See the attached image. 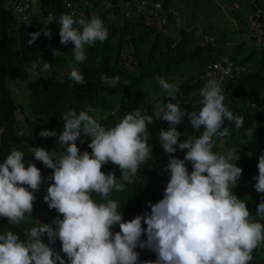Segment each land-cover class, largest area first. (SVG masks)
Here are the masks:
<instances>
[{
    "label": "clouds",
    "instance_id": "1",
    "mask_svg": "<svg viewBox=\"0 0 264 264\" xmlns=\"http://www.w3.org/2000/svg\"><path fill=\"white\" fill-rule=\"evenodd\" d=\"M26 12L24 19L30 17ZM58 24L60 43L74 44V59L81 63L87 56L86 46L103 43L109 36L98 16L77 20L63 14ZM41 34L52 35L45 30L31 33L28 44ZM42 63L41 71L51 69L48 62ZM37 66L32 63L33 69ZM69 79L85 83L84 75L75 68ZM156 79L170 100L156 103L152 114L137 109L114 126H106L88 111L77 114L69 110L62 114L64 128L59 135L55 129L41 131L42 138L57 137L62 149L55 156L43 147L30 149L35 160L52 170L51 175L43 176L32 161L26 166L24 153L16 149L0 162V219L11 225L27 222L33 217L37 193L48 182L43 200L49 210L58 213L51 225L37 223L25 228L24 239L12 230L0 232V264H264V223L260 222L264 220V195L256 207L260 218L256 220L246 201L233 192L244 171L233 162L236 149L214 151V137L229 135L226 120L240 130L244 118L226 106L217 79H208L200 89L202 108L198 113L181 108L177 85L162 77ZM100 80L115 88L120 76L101 75ZM185 117L200 135L181 142L185 133L177 128ZM155 120L168 125L158 133L159 146L170 155L178 147L184 156L170 158L165 169L169 179L162 195L154 203L148 202L150 212L125 220L119 210L134 197L133 191L119 194V199L110 196L114 191H126L140 167L153 158L149 125ZM88 137L91 152H82L77 141L84 144ZM109 163L118 166L119 178L115 171H102ZM257 168L254 189L264 194V154L259 155ZM43 215L41 211L40 218ZM45 236L48 243L43 242Z\"/></svg>",
    "mask_w": 264,
    "mask_h": 264
},
{
    "label": "trees",
    "instance_id": "2",
    "mask_svg": "<svg viewBox=\"0 0 264 264\" xmlns=\"http://www.w3.org/2000/svg\"><path fill=\"white\" fill-rule=\"evenodd\" d=\"M34 2L38 7L36 11L32 6ZM244 2L0 0V162L16 149L24 153L26 166L28 161L36 163L42 175L47 177L52 170L35 160L30 149L43 147L53 156L62 151L57 137L42 138L39 134L55 129L59 135L64 128L63 113L88 111L106 126H114L124 115L137 109L142 114L144 111L152 114L156 103L170 100L159 87L157 77L175 82L180 88L177 99L182 101L181 108L198 113L202 108L200 89L208 79L214 78L221 83L226 106L244 118L240 130L235 128L233 121L226 120L229 135L214 137V151L236 149L237 160L233 162L244 171L233 192L246 201L253 217L260 220L256 216V207L264 194L256 193L254 177L258 175V157L264 154V0ZM156 3H160L161 9L155 7ZM236 3L240 8H234ZM16 5L29 8L26 13L30 17L24 19V14H16ZM223 5L239 18L246 10L258 16L262 28L260 37L245 38L238 43L237 34L246 32L241 28L232 30L227 25L221 27L214 21V18L224 17ZM63 14H70L77 20L98 16L109 31L105 42L97 41L92 47L86 46L87 56L82 63L74 59V44L60 43L58 20ZM44 30L52 33L51 38L41 34L33 44H28L31 33H43ZM224 58L232 63V71L230 77L221 80L215 65L222 63ZM42 60L51 65L49 71H41ZM33 62L38 65L35 69L32 68ZM73 68L84 75V84H75L69 79ZM40 73V79L31 80L33 74ZM101 75L110 78L119 75L120 83L109 88L102 84ZM18 83H26L21 96L17 95L16 88L22 87ZM167 127V122L159 120L149 125L153 158L140 167L137 178L127 185L126 191H114L110 196L119 199V194L133 191L134 197L119 210L125 220L150 212L148 202L154 203L162 195L169 179L165 169L170 158L183 159L184 152L178 147L170 155L159 146L158 133ZM177 130L185 133L181 142L200 135L187 122V117ZM86 139V143L77 141V144L82 152H91L87 148L91 138ZM187 166L191 171V164ZM102 171H115L117 178L121 176L118 166L111 163L103 166ZM49 183L43 184L37 193L33 217L19 225L0 219V232L12 230L24 239L25 228L37 223L51 225L58 213L49 210L43 200ZM41 211L44 215L40 218ZM260 222L264 223V220ZM118 230L116 226L115 231ZM43 242L48 243L47 236L43 237ZM56 249L59 251L57 246ZM61 255L64 254L61 252Z\"/></svg>",
    "mask_w": 264,
    "mask_h": 264
},
{
    "label": "rangeland",
    "instance_id": "3",
    "mask_svg": "<svg viewBox=\"0 0 264 264\" xmlns=\"http://www.w3.org/2000/svg\"><path fill=\"white\" fill-rule=\"evenodd\" d=\"M241 1L243 3H246L244 2V0H241ZM32 6H33V10L35 11L38 9V7H36L35 5V2L33 3ZM238 7L240 8L239 3L234 4V8H238ZM222 10L224 13V17L219 16L217 18H214V21H216V23H219L221 27H223L224 25H227V27L232 30H238L239 28H241L244 32H246V33L237 34L238 43L242 42L245 38H248V40H251L252 37L259 38L260 35L262 34L261 24L258 20L259 17L251 14V11H248V10L244 11V14L241 15L239 18V17L233 16L232 14H230V12L228 11V8H226V6L224 5L222 6ZM41 76H42V73L33 74L31 76V80H38L41 78ZM170 83H173L176 85L175 82H170ZM18 84L22 85L21 88H16L17 95L21 96V91L22 89H24L26 83H18ZM21 100H23L22 97H21Z\"/></svg>",
    "mask_w": 264,
    "mask_h": 264
},
{
    "label": "built area",
    "instance_id": "4",
    "mask_svg": "<svg viewBox=\"0 0 264 264\" xmlns=\"http://www.w3.org/2000/svg\"><path fill=\"white\" fill-rule=\"evenodd\" d=\"M156 5H159V7H157ZM155 7L157 9H161L160 3H156ZM15 11H17L20 14H25V12L27 11V7L21 8L19 5H16ZM25 18H26V16H25ZM206 41H208L207 38H206ZM215 69L219 72V74L221 76L220 79L223 80L224 78L231 76L232 63L227 58H224L222 63L215 65ZM217 71L215 72V74L218 73Z\"/></svg>",
    "mask_w": 264,
    "mask_h": 264
}]
</instances>
